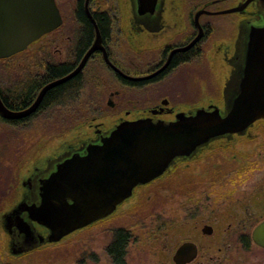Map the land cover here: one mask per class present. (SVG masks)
<instances>
[{
	"label": "flooded vegetation",
	"instance_id": "flooded-vegetation-1",
	"mask_svg": "<svg viewBox=\"0 0 264 264\" xmlns=\"http://www.w3.org/2000/svg\"><path fill=\"white\" fill-rule=\"evenodd\" d=\"M54 1L62 18L61 24L28 44L25 49L0 57V99L7 109L19 112L30 107L47 84L70 74L78 67L96 38L100 40L102 48L92 51L81 70L70 78L81 75L85 79L93 75L94 71L93 91L82 94V86L69 98L60 96L54 102L43 104L47 93L64 81L49 87L36 109L28 116L9 119L0 113V124L24 125L55 106L62 108L66 115V108H72V103L90 97L84 104L86 114L80 120L81 116H75L71 124L61 128V131L83 130L77 134L76 142L59 144L48 154L37 158V163L31 162V166L26 167L24 163L26 170L20 178V165H14L16 185L14 183L12 188L15 196L11 202V211L4 215L9 220L5 221V228L8 240L13 245L28 242L18 229L16 218L23 216L25 213L21 208L34 200L42 175L50 167L49 163L56 166L68 154L82 151L84 145L99 143L109 130L123 120L147 117L154 121H171L179 112L190 114L197 108L212 104L223 106L227 89L235 85L240 64L239 41L241 32L245 30L244 25L264 22L260 0H160L152 14H139L135 0ZM199 10L204 12L195 18ZM83 19L88 21L92 34L82 48L79 44L85 30ZM198 34L199 39L191 44ZM27 52L32 53L21 59V55ZM3 66H11V70L15 71L23 67L25 71L23 74L16 73L15 80L6 84L2 75ZM57 67H62V71L52 74V69ZM102 68L108 72V77L101 75ZM28 81L37 83L31 97L28 101L15 103L12 100L15 98L8 95L6 90L23 87ZM79 112L82 113L81 105L76 113ZM60 118L61 115L57 118L59 122ZM251 130L254 135H257V130L263 134L264 120L257 121L241 134L231 135L228 141L232 142L218 139L200 147L196 155L192 153L190 156L175 158L162 174L135 186L132 195L118 204L114 212L85 228L108 221L121 209H133L136 203H140L138 198L142 189L153 184L157 189H167L164 185L166 181H172L174 187H179L177 183L193 182L185 188L184 194L198 186L208 192L212 184L216 185L217 182L213 180L218 176L209 177L210 161L205 162V169L201 166L198 176L195 174L196 164L209 159L213 151L224 152L226 147L235 148L234 136L237 143L243 144ZM50 138L45 141H51ZM220 140L224 142L216 144ZM238 149L240 151L243 147L238 146ZM229 157L237 163L240 174L247 173L245 154L240 153L239 157L238 153H232ZM178 189L174 191L178 193ZM190 198L191 195L186 199ZM32 225L37 235L46 232L35 223ZM118 229H124L130 234L125 227H115L111 242Z\"/></svg>",
	"mask_w": 264,
	"mask_h": 264
},
{
	"label": "water",
	"instance_id": "water-1",
	"mask_svg": "<svg viewBox=\"0 0 264 264\" xmlns=\"http://www.w3.org/2000/svg\"><path fill=\"white\" fill-rule=\"evenodd\" d=\"M139 14L155 12L160 0H135ZM264 10V0H260ZM204 12L199 10L195 14ZM62 22L54 0H0V57L25 49L28 44ZM239 46V66L235 85L227 89L224 105L212 104L193 113L179 112L171 121L151 118L123 120L100 140L68 154L43 174L34 200L21 208L16 225L25 243L10 244L12 251L25 252L43 244L56 243L67 235L110 215L130 197L135 186L162 174L181 156L197 154L199 148L218 139L245 132L264 120V22L244 25ZM200 34L191 42L193 44ZM102 48L96 38L78 67L70 74L47 84L34 103L23 111L7 109L0 99V113L14 119L28 116L38 106L46 90L70 79L83 67L89 54ZM69 143H72L69 141ZM3 226L8 218H3ZM32 223L44 228L35 233ZM35 225V226H36ZM6 229V228H5ZM204 234L213 228L205 224ZM252 241L264 248V219L251 232ZM198 246L182 242L172 259L188 264L196 259Z\"/></svg>",
	"mask_w": 264,
	"mask_h": 264
},
{
	"label": "rangeland",
	"instance_id": "rangeland-1",
	"mask_svg": "<svg viewBox=\"0 0 264 264\" xmlns=\"http://www.w3.org/2000/svg\"><path fill=\"white\" fill-rule=\"evenodd\" d=\"M31 53L22 54L21 59ZM22 68L15 71L11 66H3L4 83L15 80L18 72L23 74L25 70ZM100 72L104 78L109 75L104 68ZM93 77L94 71L93 75L85 77L82 94L93 91ZM89 98H81L76 104L71 102L74 106L66 108V115L62 108L55 106L24 125L0 124V264H117L108 253V244L113 229L119 226L130 231L124 264H175L172 256L176 248L188 240L199 247L196 259L188 264H264V248L251 239L252 229L264 219V130L263 134L257 130V135L251 130L243 144L237 143L234 136L236 149L226 147L224 152L213 151L209 159L196 164L195 174L198 175L201 166L205 169V162L210 161L209 177L218 176L213 180L216 185L212 184L208 192L198 186L184 194L185 188L193 182L177 183L179 188L174 187L172 181H166L167 189H157L153 184L142 189L138 198L140 203L131 210L121 209L108 221L73 232L59 242L13 252L3 218L13 206L14 165H20V178L31 162L37 163V158L48 154L54 147L76 142L77 134L83 130L61 131V128L71 124L75 116H81L80 120L86 114L84 104ZM79 104L82 113H76ZM59 115L61 122L57 119ZM49 137L51 141L46 142ZM220 142L224 141L216 144ZM238 146L243 149L239 151ZM232 153H238L239 157L240 153L246 155L247 173L240 174L237 163L229 157ZM189 195L191 198L187 200ZM205 224L212 226L211 234L202 232Z\"/></svg>",
	"mask_w": 264,
	"mask_h": 264
},
{
	"label": "trees",
	"instance_id": "trees-1",
	"mask_svg": "<svg viewBox=\"0 0 264 264\" xmlns=\"http://www.w3.org/2000/svg\"><path fill=\"white\" fill-rule=\"evenodd\" d=\"M85 23V30L83 32V39L81 41L80 47H84L86 43L91 38V27L88 24V21L86 19H83ZM81 48V49H82ZM62 67H57L55 69H52V74L60 73ZM85 79L81 75H77L76 77H73L72 79H69L62 83L59 86H56L54 89L50 90L45 99L43 100V104H49L51 102H54L59 99L60 96L64 98H69L70 96L75 95L79 88L84 86ZM37 86V83L35 81H28L23 87H15L10 88L8 91L6 90V93L10 95L11 97L15 98L12 99L14 102H22V101H28V99L31 97L35 87ZM130 234L124 230V229H118L115 232L114 240L109 244L108 246V253L111 255L114 262L117 264H124V256H125V250L126 246L129 240ZM248 245V242H246Z\"/></svg>",
	"mask_w": 264,
	"mask_h": 264
}]
</instances>
